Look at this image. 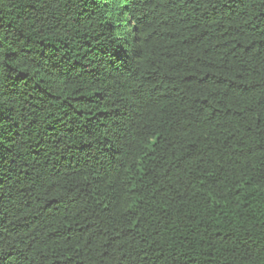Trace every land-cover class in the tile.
I'll use <instances>...</instances> for the list:
<instances>
[{
  "label": "trees",
  "instance_id": "1",
  "mask_svg": "<svg viewBox=\"0 0 264 264\" xmlns=\"http://www.w3.org/2000/svg\"><path fill=\"white\" fill-rule=\"evenodd\" d=\"M0 264H264V0H0Z\"/></svg>",
  "mask_w": 264,
  "mask_h": 264
}]
</instances>
